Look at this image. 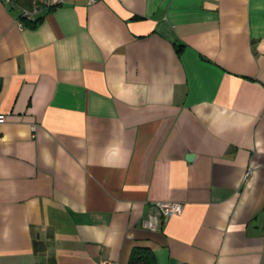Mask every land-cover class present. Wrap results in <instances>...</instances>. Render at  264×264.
I'll return each mask as SVG.
<instances>
[{"label": "crops", "instance_id": "0c3cea01", "mask_svg": "<svg viewBox=\"0 0 264 264\" xmlns=\"http://www.w3.org/2000/svg\"><path fill=\"white\" fill-rule=\"evenodd\" d=\"M32 1L0 0V264H264V0H66L20 27ZM156 202L184 211L152 231Z\"/></svg>", "mask_w": 264, "mask_h": 264}, {"label": "built area", "instance_id": "2783aa9c", "mask_svg": "<svg viewBox=\"0 0 264 264\" xmlns=\"http://www.w3.org/2000/svg\"><path fill=\"white\" fill-rule=\"evenodd\" d=\"M100 0H86L87 5H94ZM66 0H33L30 8H22L21 20L19 26L23 27L22 21H32L35 17L44 14L47 11L59 8L65 4ZM6 5L18 6V0H4ZM4 121V117L0 115V122ZM37 126L32 127L35 133ZM184 211V206L176 202H156L153 204L151 211L144 222L147 229L155 231L160 221L172 216H180ZM99 264H117L109 259H101Z\"/></svg>", "mask_w": 264, "mask_h": 264}, {"label": "trees", "instance_id": "16d2710c", "mask_svg": "<svg viewBox=\"0 0 264 264\" xmlns=\"http://www.w3.org/2000/svg\"><path fill=\"white\" fill-rule=\"evenodd\" d=\"M18 3L20 4V0H18ZM39 20L36 22H28L26 23V26L30 28H35L38 24ZM179 48V46H176ZM182 47V46H180ZM130 264H155V259L153 255L149 252L143 251H134L131 258Z\"/></svg>", "mask_w": 264, "mask_h": 264}, {"label": "water", "instance_id": "95a60500", "mask_svg": "<svg viewBox=\"0 0 264 264\" xmlns=\"http://www.w3.org/2000/svg\"><path fill=\"white\" fill-rule=\"evenodd\" d=\"M192 158H193V156H190V157H189V159H192Z\"/></svg>", "mask_w": 264, "mask_h": 264}]
</instances>
